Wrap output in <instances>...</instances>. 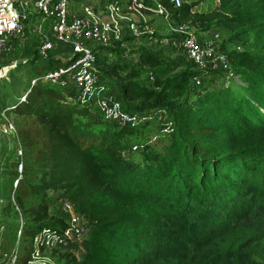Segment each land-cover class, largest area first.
Masks as SVG:
<instances>
[{
    "label": "trees",
    "instance_id": "16d2710c",
    "mask_svg": "<svg viewBox=\"0 0 264 264\" xmlns=\"http://www.w3.org/2000/svg\"><path fill=\"white\" fill-rule=\"evenodd\" d=\"M163 3L172 23L199 30L221 24L246 31L254 27V17L263 16L200 12L193 9L195 2L183 1L178 8ZM132 38L100 47L120 54L121 43ZM35 44L25 63L30 67L37 59ZM254 46L229 52L219 46L244 82L242 92L229 85H191L199 71L182 68L179 58L152 47L139 48L135 59L110 63L96 54L98 73L127 111L168 112L165 144L153 149L145 143L133 156L121 153L127 148L123 140L142 138L146 121L119 125L42 81L19 94L8 107L29 118L17 123L16 158L1 194L18 218L3 235L4 246L18 242L16 264H28L34 236L65 227L50 213L60 199L90 226L81 257L68 255L62 264H264V40ZM60 63L48 56L39 75ZM102 188L108 196L101 197ZM122 233L133 239L134 262L116 253Z\"/></svg>",
    "mask_w": 264,
    "mask_h": 264
},
{
    "label": "built area",
    "instance_id": "2783aa9c",
    "mask_svg": "<svg viewBox=\"0 0 264 264\" xmlns=\"http://www.w3.org/2000/svg\"><path fill=\"white\" fill-rule=\"evenodd\" d=\"M80 1L0 0V79L6 77L11 69L27 62L29 58H17L15 54L35 42V61L44 62L49 56L61 63L50 65L39 76L30 78V85L38 81L57 85L67 98L95 108L106 120L119 125L142 124L146 121L145 112L136 114L127 111L108 91L106 80L96 69V53L98 47L110 46L123 36L152 34L155 30L153 18H161L170 31L168 37L161 39L165 49L178 50L201 74L224 70L223 76L226 79L234 76L227 54L219 47L204 45L194 33L187 31L186 28L191 26L188 23H172V14L163 0H87L78 5ZM165 1L173 8H178L183 2ZM57 48L62 49L60 52L67 56L59 58L60 52L51 55ZM201 76H194L191 84L200 85ZM170 125L171 122L167 121L162 132L170 131ZM0 133L15 134L13 122L0 117ZM131 148L135 150L138 145ZM18 154L21 155L20 149ZM17 170L21 172V162ZM16 182L17 179L13 181V186ZM62 206L68 214L65 227L60 231L34 236L31 258L43 246H65L74 240H79L83 246L82 242L87 237L86 218L65 199ZM21 222L16 232L17 239L21 235ZM0 240L3 243V233H0ZM17 258L16 241L9 253H1L0 264H16ZM31 258L28 264H31Z\"/></svg>",
    "mask_w": 264,
    "mask_h": 264
},
{
    "label": "rangeland",
    "instance_id": "374dc122",
    "mask_svg": "<svg viewBox=\"0 0 264 264\" xmlns=\"http://www.w3.org/2000/svg\"><path fill=\"white\" fill-rule=\"evenodd\" d=\"M87 0H81L78 2V5L81 3H85ZM185 2H195L193 7L194 10L200 12H208L211 10H218L224 15L229 14H244L247 12H257L262 13L261 17H254L252 19V25L254 27L250 30L244 31V26L236 29H231L225 27L221 24H212L211 27L207 30H199L192 26H189L187 31L192 32L196 35V37L204 44L214 47H219L221 44L224 46L225 52L233 51V50H241L244 47L254 49V43L258 39L264 40V0H183ZM152 22L154 23L155 30L152 34H146L141 36H132L133 38L128 41H123L120 45L121 53L114 54L113 52H107L106 49L99 48V51L96 53L98 58H100L103 62H115L120 59H135L136 51L141 47H153L165 55L169 57H177L182 61V68L189 67L194 69V66L191 61H189L182 53L178 50H167L165 49L164 43H162L161 39L169 36V30L167 26L164 25V22L161 18H153ZM166 26V27H165ZM122 40V39H121ZM118 40V41H121ZM117 41V42H118ZM116 42L110 44V47L114 46ZM60 51V50H59ZM34 54V48L29 47L26 49H19L15 56L17 58L25 57L29 58ZM59 58L66 57L67 54L61 53L58 54ZM32 63V62H31ZM43 62L35 61L32 67H30L29 63L21 64L19 67L11 69L6 77L0 79V117H5L13 122L15 129L17 128V123L22 119H26L29 117H23L20 114L15 113L8 106L15 105L16 99L19 94H21L27 87H29V80L32 77H36L40 73V66ZM24 65V66H22ZM229 65L231 68L230 60ZM30 67V68H29ZM203 76L199 78L202 85H209L212 87H221L222 85H229L231 88L241 91V87L243 88L244 82L238 75H234L230 79H226L224 76V70L217 73V76H208L207 73H202ZM40 85H45L44 83H40ZM53 88L57 90H61L59 86L54 84H49ZM192 85V84H191ZM38 88V86H36ZM35 87V89H37ZM6 107V108H5ZM5 109V110H4ZM146 123L148 124L147 129L145 130L142 138L137 137H125L123 142L126 141L125 150L121 152L124 156H133L131 152L135 151L131 147L133 145H138V149L142 147L143 144L148 143L152 146L153 149H159L163 144H165L164 140V132H162L163 127L168 121V112L165 109H148L144 113ZM14 134H1L0 133V233H6L8 230L10 231L11 226L8 225L10 223H18V218L14 217V213L9 205L8 200L3 197L4 194L2 190L3 186L8 183L9 176L6 172H9L13 168L12 162L15 160V151H16V140ZM157 136V137H155ZM17 155L18 150H17ZM135 157H139L138 154H135ZM18 165V164H17ZM101 197L108 196L106 190L102 188ZM63 199H60L54 202L50 206V213L58 218H62L64 221L67 220L68 214L63 210L62 206ZM90 230V226L87 225V233L88 236ZM85 237V236H84ZM17 238V236H16ZM117 248L116 253L120 259L123 261L134 262L137 259V251L133 246V239L127 234L122 233L117 237ZM8 245V244H7ZM4 246L2 241L0 240V256L1 253L7 252L9 253L14 245H16V241L14 245L11 247ZM5 249V251H4ZM83 252V246L80 244L79 240H74L70 242L68 245L61 246L54 244L52 246H43L37 255L32 257L31 264H62L64 262V258L68 255H74L76 257H81Z\"/></svg>",
    "mask_w": 264,
    "mask_h": 264
}]
</instances>
